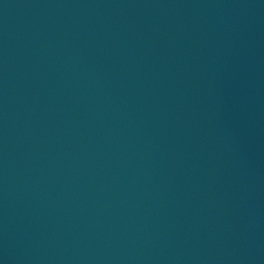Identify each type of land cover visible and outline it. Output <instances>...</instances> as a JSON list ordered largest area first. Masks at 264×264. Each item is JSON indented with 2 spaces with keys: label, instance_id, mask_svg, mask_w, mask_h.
I'll return each instance as SVG.
<instances>
[{
  "label": "water",
  "instance_id": "1",
  "mask_svg": "<svg viewBox=\"0 0 264 264\" xmlns=\"http://www.w3.org/2000/svg\"><path fill=\"white\" fill-rule=\"evenodd\" d=\"M0 264H264V0H0Z\"/></svg>",
  "mask_w": 264,
  "mask_h": 264
}]
</instances>
